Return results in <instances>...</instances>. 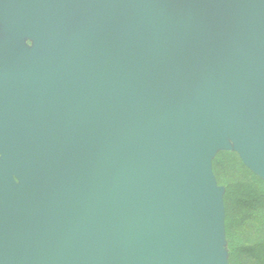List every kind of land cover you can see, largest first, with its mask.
<instances>
[{
	"label": "water",
	"instance_id": "95a60500",
	"mask_svg": "<svg viewBox=\"0 0 264 264\" xmlns=\"http://www.w3.org/2000/svg\"><path fill=\"white\" fill-rule=\"evenodd\" d=\"M0 22V264H230L213 159L264 180V0H0Z\"/></svg>",
	"mask_w": 264,
	"mask_h": 264
},
{
	"label": "trees",
	"instance_id": "16d2710c",
	"mask_svg": "<svg viewBox=\"0 0 264 264\" xmlns=\"http://www.w3.org/2000/svg\"><path fill=\"white\" fill-rule=\"evenodd\" d=\"M214 172L219 183L226 187L225 225L230 264H264V180L233 152L217 157Z\"/></svg>",
	"mask_w": 264,
	"mask_h": 264
},
{
	"label": "rangeland",
	"instance_id": "374dc122",
	"mask_svg": "<svg viewBox=\"0 0 264 264\" xmlns=\"http://www.w3.org/2000/svg\"><path fill=\"white\" fill-rule=\"evenodd\" d=\"M7 38V34H6V31H5V26L4 24H2L0 22V40L1 39H6ZM26 44L29 48H32L33 47V43L31 41H26ZM225 152H233L235 154H237L236 152H234L233 150H226V149H219L213 159V171H214V162L215 160L217 159V157L222 154V153H225ZM238 155V154H237ZM239 156V155H238ZM240 158V156H239ZM241 159V158H240ZM242 161V160H241ZM243 162V161H242ZM244 164V163H243ZM245 165V164H244ZM246 166V165H245ZM247 167V166H246ZM248 168V167H247ZM249 169V168H248ZM250 170V169H249ZM251 171V170H250ZM252 172V171H251ZM215 173V172H214ZM216 175V174H215ZM217 178V176H216ZM217 182H218V185L222 188V192H223V197H224V203H225V195H226V187L222 184L219 183L218 181V178H217ZM226 208V206H225ZM255 234H257V232H254L253 235L255 236ZM223 251L224 253H228V248H227V238H226V241L223 242Z\"/></svg>",
	"mask_w": 264,
	"mask_h": 264
}]
</instances>
